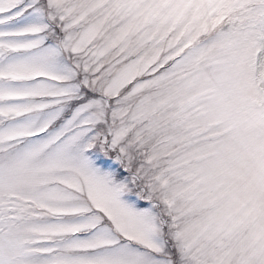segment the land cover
I'll list each match as a JSON object with an SVG mask.
<instances>
[{"label": "snow or ice", "instance_id": "obj_1", "mask_svg": "<svg viewBox=\"0 0 264 264\" xmlns=\"http://www.w3.org/2000/svg\"><path fill=\"white\" fill-rule=\"evenodd\" d=\"M0 264H264V0H0Z\"/></svg>", "mask_w": 264, "mask_h": 264}]
</instances>
